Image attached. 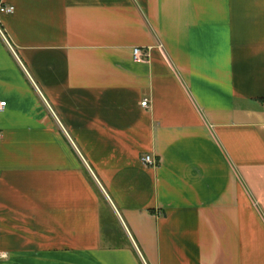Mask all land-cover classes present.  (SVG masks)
Masks as SVG:
<instances>
[{"label":"crops","instance_id":"crops-1","mask_svg":"<svg viewBox=\"0 0 264 264\" xmlns=\"http://www.w3.org/2000/svg\"><path fill=\"white\" fill-rule=\"evenodd\" d=\"M0 5V264H264V0Z\"/></svg>","mask_w":264,"mask_h":264},{"label":"built area","instance_id":"built-area-1","mask_svg":"<svg viewBox=\"0 0 264 264\" xmlns=\"http://www.w3.org/2000/svg\"><path fill=\"white\" fill-rule=\"evenodd\" d=\"M15 10V7L14 6H10V5H0V12L1 13H11V12H14ZM0 32L2 33L1 29H0ZM145 56H147V54L144 53V51L139 48V47H136L134 48L133 50V59H136L137 61H142L144 60ZM7 101L6 100H2L0 99V112H4L8 105H7ZM142 106L145 107V108H148L150 106V101H148V99H144L143 102H142ZM263 107H264V101H263ZM2 134H0V138H1ZM142 158V162L145 164V165H148V166H156L158 164V160L153 157L152 155H144L141 157ZM5 254L3 252L0 251V258H4Z\"/></svg>","mask_w":264,"mask_h":264}]
</instances>
